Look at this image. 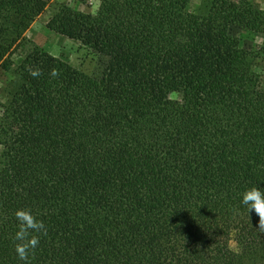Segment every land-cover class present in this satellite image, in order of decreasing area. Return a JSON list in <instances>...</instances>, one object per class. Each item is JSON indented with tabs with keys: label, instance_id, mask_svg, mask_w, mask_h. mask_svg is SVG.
I'll list each match as a JSON object with an SVG mask.
<instances>
[{
	"label": "trees",
	"instance_id": "1",
	"mask_svg": "<svg viewBox=\"0 0 264 264\" xmlns=\"http://www.w3.org/2000/svg\"><path fill=\"white\" fill-rule=\"evenodd\" d=\"M49 1L0 0V65ZM97 1L93 14L61 4L46 26L105 55L98 78L35 45L14 65L0 108V264H24L13 240L24 208L46 229L30 264H264V230L240 204L264 190V68L228 33L264 40V9Z\"/></svg>",
	"mask_w": 264,
	"mask_h": 264
},
{
	"label": "rangeland",
	"instance_id": "2",
	"mask_svg": "<svg viewBox=\"0 0 264 264\" xmlns=\"http://www.w3.org/2000/svg\"><path fill=\"white\" fill-rule=\"evenodd\" d=\"M209 1L190 0L188 8L190 11L202 13L206 10ZM251 1L264 9V0ZM61 4L92 14L98 8L97 0H87L85 2L76 0H50L48 2L44 10L34 18L25 30L24 40L16 52L0 65V108L8 102L10 94L17 83V77L14 74L15 63L19 60L21 54L25 53L33 45L62 58L71 66L90 77L98 78L101 75L107 60L105 55L81 44L79 41L68 39L48 29L46 26L48 18ZM228 33L231 40L237 44V47L247 53L254 69L261 72L264 68V40L262 34L237 26H231ZM169 97L177 101L182 99V96L176 92L171 93ZM228 246L230 249L236 250L233 239L229 240Z\"/></svg>",
	"mask_w": 264,
	"mask_h": 264
},
{
	"label": "clouds",
	"instance_id": "3",
	"mask_svg": "<svg viewBox=\"0 0 264 264\" xmlns=\"http://www.w3.org/2000/svg\"><path fill=\"white\" fill-rule=\"evenodd\" d=\"M39 73L34 71L33 76ZM52 75H56L53 71ZM240 204L247 213L254 212L258 216V229L264 230V190L251 186L240 193ZM17 230L13 236L15 252L20 261L30 264L29 256L39 243V236L44 233L45 225L31 213L30 209H17L14 212Z\"/></svg>",
	"mask_w": 264,
	"mask_h": 264
}]
</instances>
